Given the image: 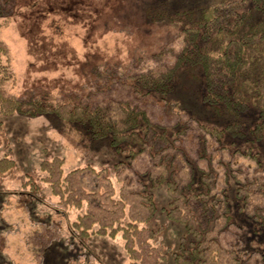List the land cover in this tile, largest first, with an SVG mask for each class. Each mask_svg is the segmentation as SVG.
<instances>
[{
  "label": "rangeland",
  "instance_id": "obj_1",
  "mask_svg": "<svg viewBox=\"0 0 264 264\" xmlns=\"http://www.w3.org/2000/svg\"><path fill=\"white\" fill-rule=\"evenodd\" d=\"M216 1L14 0L10 22L0 29V38L10 48L15 74L7 90L17 96L46 90L89 104L129 100L154 124L173 126L174 130L187 127L177 144L197 170L217 171V188L224 189L228 197L232 222L219 236L221 245L239 246L244 264H264V239L253 231L251 220L241 211L235 196L239 182L250 177L256 167L238 151L251 149L258 157L259 169L264 168V141L255 140L252 134L260 104L251 105L237 117L223 108L214 110L201 100L204 80L197 68H179L172 91L164 97L157 92L139 96L116 81L107 89L105 83L94 80L91 71L93 67L112 66L118 74L126 75L135 58L178 41L179 30L171 19L184 24L187 19L182 11L197 13ZM234 121H240L244 137L225 132L216 141L202 135L197 127L200 122L223 129ZM0 133L7 138L0 145V158L7 156L14 161L12 172L0 175V264H128L120 232L81 237L74 231L72 222L83 209L58 203V197L43 181L45 173L39 169L41 160L54 156L63 158L64 172L86 165L106 168L118 195L121 183L113 164L125 154L116 152L108 138H80L67 132L63 121L52 113L29 117L0 112ZM150 167L149 154L137 156L125 172L131 177L130 187H140L136 173ZM82 179L88 186L96 185L93 176ZM141 180L157 208L154 217L142 225L158 229L152 243L161 245L165 255L158 264H176L173 253L186 235L184 228L165 214L169 201L166 186L150 187L146 175Z\"/></svg>",
  "mask_w": 264,
  "mask_h": 264
},
{
  "label": "trees",
  "instance_id": "obj_2",
  "mask_svg": "<svg viewBox=\"0 0 264 264\" xmlns=\"http://www.w3.org/2000/svg\"><path fill=\"white\" fill-rule=\"evenodd\" d=\"M13 3L14 0H0V29L9 24ZM181 14L187 19L184 24L171 19L179 30L176 43L135 58L126 75L118 74L112 66L93 67L94 80L105 83L107 89L116 81L139 96L157 92L164 97L172 91L179 68H197L204 80L201 100L214 110L223 108L237 117L251 105L260 104L252 134L255 140L264 141V0H219L197 13L188 9ZM14 79L10 48L0 38L2 114L35 117L52 113L63 121L67 132L80 138H108L116 152L125 154L113 164L121 183L118 195L106 168L86 165L64 172L62 157L41 160L39 169L45 173L43 181L58 197V203L83 209L72 222L74 231L81 237L92 233L114 236L120 232L130 259L128 264H158L165 256L163 247L152 243L158 229L142 225L154 217L157 209L152 194L141 180L146 175L150 187L166 186L169 201L165 214L184 228L186 235L173 253L176 264H244L239 258V246L232 244L226 248L220 243L219 236L232 218L227 194L217 188V171L197 170L177 144L187 127L174 130L173 126L154 124L143 109L129 100L109 99L89 104L86 100L73 101L46 90H32L17 96L7 90L8 83ZM197 127L202 135L216 141L225 132L244 137L240 121L223 129L200 122ZM6 142L7 138L0 133V145ZM143 153L149 154L151 167L136 173L140 187H130L132 180L125 172ZM238 153L256 167L250 177L239 182L235 196L241 203V211L251 220L253 231L264 239V168L259 169L258 157L251 149ZM13 168V159L0 158V175L10 174ZM83 176L95 177L96 185H86Z\"/></svg>",
  "mask_w": 264,
  "mask_h": 264
}]
</instances>
